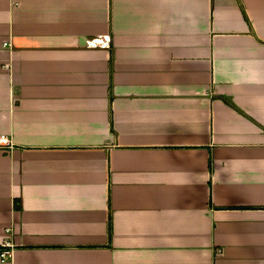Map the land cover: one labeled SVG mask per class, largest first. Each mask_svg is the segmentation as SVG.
Instances as JSON below:
<instances>
[{"label":"crops","instance_id":"crops-1","mask_svg":"<svg viewBox=\"0 0 264 264\" xmlns=\"http://www.w3.org/2000/svg\"><path fill=\"white\" fill-rule=\"evenodd\" d=\"M4 243L264 264V0H0Z\"/></svg>","mask_w":264,"mask_h":264},{"label":"built area","instance_id":"built-area-1","mask_svg":"<svg viewBox=\"0 0 264 264\" xmlns=\"http://www.w3.org/2000/svg\"><path fill=\"white\" fill-rule=\"evenodd\" d=\"M108 45L107 41H104L103 39H100L98 42V46L105 47ZM11 257V250L10 245L8 243L2 244L0 248V260L1 261H8Z\"/></svg>","mask_w":264,"mask_h":264}]
</instances>
